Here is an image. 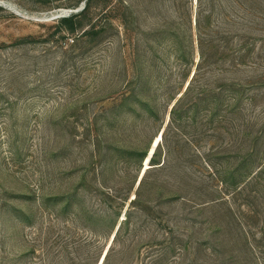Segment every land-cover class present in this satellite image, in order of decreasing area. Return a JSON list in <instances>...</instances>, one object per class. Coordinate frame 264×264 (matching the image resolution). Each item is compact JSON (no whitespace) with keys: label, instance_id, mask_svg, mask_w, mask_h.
I'll list each match as a JSON object with an SVG mask.
<instances>
[{"label":"rangeland","instance_id":"1","mask_svg":"<svg viewBox=\"0 0 264 264\" xmlns=\"http://www.w3.org/2000/svg\"><path fill=\"white\" fill-rule=\"evenodd\" d=\"M83 2L0 0V264H100L130 214L109 260L122 264L146 256L178 210L167 202L171 171L141 155L198 61V0H113L118 18L99 21L102 41L75 49L56 15ZM142 176L146 212L131 203ZM225 202L194 220L198 264H264V206ZM131 243L142 252H127Z\"/></svg>","mask_w":264,"mask_h":264},{"label":"trees","instance_id":"2","mask_svg":"<svg viewBox=\"0 0 264 264\" xmlns=\"http://www.w3.org/2000/svg\"><path fill=\"white\" fill-rule=\"evenodd\" d=\"M83 1L81 11L59 19L60 32L74 37L75 49L80 43L99 44L108 32L99 21L118 18L115 8L107 9L113 0ZM194 26L198 61L170 110L149 168L171 171L167 202L178 210L162 233L155 231L146 256L139 254L143 243H131L125 249L139 255L122 264H198L203 248L194 223L198 215L219 202L225 205L228 196H244L241 206L252 213L264 206V0H198ZM178 154L184 157L181 170ZM145 184L143 176L131 200L144 212L147 200L140 191ZM163 187L158 181L149 185L157 188L158 198ZM131 222L128 214L114 233L115 223L112 245ZM112 245L101 264H109Z\"/></svg>","mask_w":264,"mask_h":264},{"label":"water","instance_id":"3","mask_svg":"<svg viewBox=\"0 0 264 264\" xmlns=\"http://www.w3.org/2000/svg\"><path fill=\"white\" fill-rule=\"evenodd\" d=\"M84 6H85V1L83 2V4L80 7H78L74 11L73 10H62V11H60V13H58L56 15V17H66V16H69L73 12L76 13L78 11H81L84 8ZM154 143H155V140H154L151 148L149 149V152H148L146 158L149 157V159H151V157L153 156V154H154V152L156 150V148L154 146ZM138 184H139V182H138Z\"/></svg>","mask_w":264,"mask_h":264},{"label":"bare ground","instance_id":"4","mask_svg":"<svg viewBox=\"0 0 264 264\" xmlns=\"http://www.w3.org/2000/svg\"><path fill=\"white\" fill-rule=\"evenodd\" d=\"M163 132V131H162ZM158 137H160V139H158ZM158 137H156L155 138V143H154V146H155V148H157V146H158V144L160 143V141H161V139H162V133L161 134H159V136ZM158 139V140H157ZM145 165L148 167L149 165H147V164H150V159H149V157H147V158H145ZM146 166H145V168H146ZM144 174V173H143ZM142 174V175H143ZM143 177V176H142ZM142 177H141V179H142ZM105 257V256H104ZM104 259V258H103ZM103 259H102V261H103ZM100 264H101V262H100Z\"/></svg>","mask_w":264,"mask_h":264}]
</instances>
